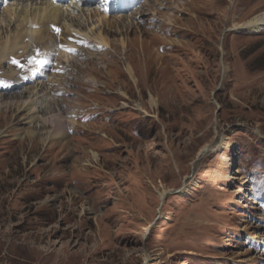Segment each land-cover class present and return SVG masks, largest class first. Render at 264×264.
<instances>
[{
    "label": "rangeland",
    "instance_id": "374dc122",
    "mask_svg": "<svg viewBox=\"0 0 264 264\" xmlns=\"http://www.w3.org/2000/svg\"><path fill=\"white\" fill-rule=\"evenodd\" d=\"M106 11L0 61V264H264V0Z\"/></svg>",
    "mask_w": 264,
    "mask_h": 264
},
{
    "label": "bare ground",
    "instance_id": "6f19581e",
    "mask_svg": "<svg viewBox=\"0 0 264 264\" xmlns=\"http://www.w3.org/2000/svg\"><path fill=\"white\" fill-rule=\"evenodd\" d=\"M97 1L98 0L95 2ZM112 2L113 0H100V6L90 7L92 3L88 0H68L64 3L58 4L51 0H5L4 11L2 12V15L9 17L10 21L15 20L20 22V26H22V28L20 29V33H17L14 36V39L10 40L9 45L5 44L0 48V61L5 62L8 60L11 62V59L15 57L16 53H18L20 49L19 44L22 43V41L29 40V42H32L34 40L36 42L38 41L39 43L41 42L40 44L42 46L46 45L45 32L50 31L51 28H56L57 23H60L63 26L65 33L69 35L71 32L72 37L74 36V39L78 41L90 40L93 43L103 44L104 40L100 37V35H98L97 28L93 22H95L97 16L103 15L104 11L107 10L106 12L108 13ZM114 12H121V10L114 9ZM105 17L107 16H102V20L104 21H101L100 19L98 21L99 25L97 27L107 23V20H105L107 18ZM123 20V18L118 20L119 26L123 25ZM237 27L255 32L263 30L264 11L256 14L248 21ZM12 51L14 54H11ZM127 70L133 80L136 81L134 69L131 66H128ZM27 111H30V113L36 112V109L33 105H30ZM58 118L60 119V117ZM32 122L34 121L32 120ZM39 126L41 127L42 125L40 123L36 124L35 129L39 128ZM57 127V130H48L44 132V134L46 133L47 139L58 138L59 136L64 135L65 132L61 129V126L57 125ZM36 133L41 132H31L32 136H35ZM209 147L211 150L217 151L220 145ZM206 148L207 146L201 149L200 153ZM168 191L169 190L164 189L162 192H160L161 197L165 198V195ZM150 228L151 227H149L147 230H150ZM152 259H154V257H152L148 251L144 252L143 264H151Z\"/></svg>",
    "mask_w": 264,
    "mask_h": 264
},
{
    "label": "water",
    "instance_id": "95a60500",
    "mask_svg": "<svg viewBox=\"0 0 264 264\" xmlns=\"http://www.w3.org/2000/svg\"><path fill=\"white\" fill-rule=\"evenodd\" d=\"M208 151H209V150L206 148L203 152H201V153L199 154L198 157L202 156L203 154L207 153Z\"/></svg>",
    "mask_w": 264,
    "mask_h": 264
},
{
    "label": "snow or ice",
    "instance_id": "6c2138e0",
    "mask_svg": "<svg viewBox=\"0 0 264 264\" xmlns=\"http://www.w3.org/2000/svg\"><path fill=\"white\" fill-rule=\"evenodd\" d=\"M57 31H59L58 29H57ZM68 51H74V50H72V49H67ZM14 63H18V62H16V61H13Z\"/></svg>",
    "mask_w": 264,
    "mask_h": 264
},
{
    "label": "crops",
    "instance_id": "0c3cea01",
    "mask_svg": "<svg viewBox=\"0 0 264 264\" xmlns=\"http://www.w3.org/2000/svg\"><path fill=\"white\" fill-rule=\"evenodd\" d=\"M67 128V127H66Z\"/></svg>",
    "mask_w": 264,
    "mask_h": 264
}]
</instances>
